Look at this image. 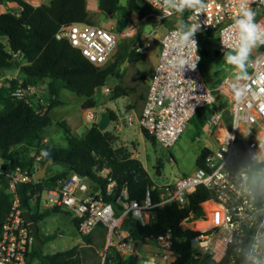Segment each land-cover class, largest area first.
<instances>
[{
	"label": "built area",
	"instance_id": "obj_1",
	"mask_svg": "<svg viewBox=\"0 0 264 264\" xmlns=\"http://www.w3.org/2000/svg\"><path fill=\"white\" fill-rule=\"evenodd\" d=\"M141 1L155 12L152 17L163 34L157 37L156 29L149 37L158 43L159 59L149 78L137 117L139 127L162 148H172L196 112L212 108L219 95L227 110L214 108L206 120L210 128L218 130L217 147L205 156L201 167L172 183L157 187V203L152 201L150 191L146 192L142 202L129 201L126 189L120 192L115 204L105 202L100 191L93 190L94 183L72 173L56 181L51 188L34 194L29 206L39 213L54 209L69 212L72 218L80 221L77 227L80 236L92 235L103 227L107 245L101 264H114L113 260L106 262L108 250L113 252V258L125 260L134 256L140 244L150 243H155L158 250L154 264H171L174 258L170 254L172 240L169 231L145 239L142 244L118 228L127 217L134 218L145 227L154 221V208L176 204L182 209L188 204V196L202 188L210 193L211 198L198 205L201 216L195 217L190 212L180 223L182 229L192 233L189 243L196 252L194 259L206 257L212 264H264V195L257 191V187L264 184V45L252 49L246 81L237 80V72L232 70L220 79L217 87L211 88L200 68L201 35L216 37L215 49L220 54L231 50L237 38L231 25L239 14L240 0H204L206 8L198 14L187 9L183 13L176 12L167 7L164 0ZM246 6L256 13L255 21L264 24V0H247ZM169 19L179 21L181 25L182 22L202 25L195 36L198 47L192 53L199 57L195 71L187 66L183 69L170 66L169 62L180 52L174 46L180 29L161 26L162 21ZM123 35L132 36L128 30ZM117 36L119 34L113 28L107 30L83 24L63 26L54 35L58 41L66 40L81 52L85 60L97 67L112 59L117 48ZM149 38L134 48L140 56L146 54ZM236 86L247 88L239 101L235 98ZM40 89L41 86H18L11 95L34 104L37 113L42 114L49 101L43 96L44 92L41 95ZM18 90L22 92L21 96L14 95ZM98 91L110 96L113 89L102 86ZM224 115L228 119L226 127L221 126ZM84 119L90 123L94 116L87 110ZM127 124L132 126L133 120L128 118ZM39 160L40 157L35 158V161ZM35 174L22 167L8 170L0 160V180L6 181V193L12 197L9 213L0 230V264H40L31 258L36 239L24 222L25 210L21 208L18 196L19 185L38 182L34 180ZM254 175H258L259 180L255 181ZM113 185L109 182L106 186L107 195L112 193ZM155 188L152 187L151 191ZM161 250L169 256L160 254Z\"/></svg>",
	"mask_w": 264,
	"mask_h": 264
},
{
	"label": "trees",
	"instance_id": "obj_2",
	"mask_svg": "<svg viewBox=\"0 0 264 264\" xmlns=\"http://www.w3.org/2000/svg\"><path fill=\"white\" fill-rule=\"evenodd\" d=\"M5 0H0V6ZM98 9L107 17L119 16L120 21L126 15H133L138 20L149 14L145 4L139 0H97ZM13 12H0V71L4 69L19 68L21 76L7 81L0 86V160L4 167L12 170L22 167L31 173H36L46 163L58 165L64 168L61 173L52 177L42 178L35 184H22L18 186V196L21 208L31 213V217L37 224L52 214L62 210H45L41 213L32 212L29 206L31 197L39 191L51 188L56 181L62 180L75 173L81 178L95 184L94 191H100L102 199L108 203L117 202V198L123 189H126L129 201L142 202L147 191L152 195V201L157 203L158 188L154 186L141 162L133 158L132 152L124 145L115 146V137L106 130L101 132L98 123H94L85 133L77 138L65 124L59 123L66 145L58 146L52 139H47L46 132L52 125L50 118L51 110L62 103L59 101L61 90H67L84 99L82 110H88L97 106L95 93L109 83L113 78L120 79L119 67L128 61L129 63L139 57L133 45L129 50L127 44L120 46L121 52L107 67H97L83 58L78 49L72 47L66 40L58 41L54 35L63 26L72 24L89 25V14L86 11V0H48L39 7H35L25 0H11ZM155 24L156 20H155ZM161 26L170 29L181 24L176 20L162 21ZM117 29L122 28L117 25ZM151 43L158 45L154 38H149ZM142 45V41L138 42ZM202 58L201 70L205 67V49L199 48ZM214 58L220 56L214 51ZM25 62L21 65L20 62ZM151 76V74H150ZM149 76V77H150ZM44 86L43 96L49 101L46 110L39 114L36 106L24 99L13 97L11 93L18 87ZM121 95H127V90L116 85L112 91L111 101ZM221 96H217L212 108H205L194 115L201 114L199 125L202 126L212 109H223ZM224 101V100H223ZM225 102V101H224ZM227 106V105H226ZM207 111V115L203 112ZM111 122L117 120V115L111 110H105ZM142 134L148 141L153 139L142 129ZM47 151L48 155H42ZM210 152L202 149L195 159V167L202 166V160ZM40 157L39 161H35ZM113 182V190L110 195L106 194V186ZM6 181L0 180V230L6 220L12 203V197L6 193ZM152 187L156 190L151 191ZM259 195H264V184L257 187ZM211 198L209 192L198 188L196 192L188 196V204L179 209L176 204L164 205L153 209L154 221L143 227L137 220L130 224L128 230L124 229L125 221L120 229H124L129 237L136 243H144L145 239L164 235L167 231L171 234V256L174 258L171 264H192L195 262L196 252L191 248L189 237L192 233L180 227V223L191 212L195 217L201 216L199 204ZM70 216L71 214L67 212ZM131 218V217H130ZM78 219H72V226L77 231ZM105 231L103 227H99ZM88 249L91 248L93 237L80 236ZM55 238L35 236L36 244L31 253V258L40 264H89L90 255L87 248L80 250L78 247L66 249L52 255L42 252L41 246L44 240L51 241ZM97 263L100 259L95 256ZM89 258V260H88ZM110 250L106 262L114 264H140L137 256H129L125 260L113 258ZM115 260V261H114ZM205 264H212L208 258H203ZM225 264V263H221Z\"/></svg>",
	"mask_w": 264,
	"mask_h": 264
},
{
	"label": "rangeland",
	"instance_id": "obj_3",
	"mask_svg": "<svg viewBox=\"0 0 264 264\" xmlns=\"http://www.w3.org/2000/svg\"><path fill=\"white\" fill-rule=\"evenodd\" d=\"M39 1H42L43 3L48 2V0ZM124 2L125 0H121L122 4H124ZM141 4L143 5L144 3ZM13 6L14 5L11 0H5L3 5L0 6V12H13ZM144 6L149 12L148 15L141 20H138L133 15H126V28L118 30L117 25L121 22L119 16L107 17V15L98 12L97 0H86V11L89 14V20L91 22L89 25L104 27L107 30L113 28L114 31L119 34L116 38L117 48L112 56V59H110L106 65L104 64L101 67L105 68L113 63L114 59H116L117 55L121 52V45L127 44L129 46V50L133 45L135 47L140 46L138 42L142 41L143 43L150 37L153 30L155 31L157 29L155 18L152 17L155 12L148 6ZM127 30L130 34H132L131 37H125L123 35L124 31ZM156 32L157 37H160L163 34V31L160 28H158ZM216 41V37H212V35H201L200 45L207 53L204 57L205 66L211 65L212 63L216 64L217 73L213 78L217 80V78L220 79L225 75H229L231 68L233 67L225 63L223 59L224 53L214 58L213 54L214 49L216 48ZM154 46L156 47V45ZM152 53L153 55L155 54L153 49L150 50L148 56L149 58L155 59ZM142 56L144 55H139L138 58L130 63L128 61H124V65L122 64L118 70V73L121 75L120 79L113 78L109 81V83H107V85H105L112 89L118 85L120 88L127 90L128 93H131L132 95H121L111 101L112 94L110 96H105L101 92L97 91L95 93L97 106L88 109L94 116L93 121L90 123H87L84 119L87 110L81 109L84 99L67 90H61L59 98L62 101V104L55 109L53 108L50 113L52 125L47 129L46 137L47 139H52L58 146H65V136L61 127L58 126L59 123L65 124L70 132L79 138L85 133L86 129L91 127L92 124L99 122L101 113H105L106 109L111 110L117 115V120L115 122H111L106 131L112 133L115 137V146L124 145L129 148L133 154L132 157L139 160L146 169V172L148 173L154 186L161 187L162 185L172 183L175 179L188 175L192 170H195V159L202 148V143H196V141L192 140V129H188L185 134L181 135L176 144L169 149H164L155 141H148V139L144 137L142 134V128L139 127L137 123V117L139 116L142 108L144 98L143 92L146 85L142 84V82L143 80L149 78L151 69L145 68L146 64L144 61L146 58L144 59ZM20 63L21 65L25 64L23 61ZM143 70H145L144 74H142ZM203 72H206V67L203 68ZM20 76L21 71L19 68L1 70L0 86L5 85L7 81L17 79ZM204 76H206V74H204ZM44 90V86H41V95ZM220 101L222 105L225 103L223 99ZM128 106H130V109L134 110L133 113L128 110ZM223 109H226V105ZM128 118L133 120L132 126L127 124ZM116 125L119 126L118 129H115ZM63 170L64 168L61 166L49 164L46 168L45 175L46 177H52L53 175L61 173ZM253 178L255 181L259 180L258 175H254ZM40 210L42 211V209ZM35 211L36 209H32L33 213H35ZM72 219L71 215L69 216L65 210H62L61 212L52 214L37 223L41 238L55 236V238L51 241L44 240V243L41 246L42 252L46 253V255H52L73 247H78L80 250L87 248L88 255L91 256L90 260L88 258V263L96 264L97 259L95 256H98L100 259L99 264H101V257L103 256L104 249L107 245L106 232L102 229L94 231L91 235L93 237L91 248L88 249L87 245L83 243L80 235L72 226ZM134 222V218L127 217L125 219L124 229L128 230L130 224H134ZM118 229L120 232L124 231L123 228ZM150 245L154 246L156 244L150 243L149 246L145 245L144 247L140 245L141 251L138 253L137 257L140 264H148L149 261H152L153 258L149 252L155 249L151 248ZM109 251L110 250L107 251V254H109ZM155 252H158V250H155ZM160 254L169 256L165 250H161ZM192 264L205 263L203 258H200L195 260Z\"/></svg>",
	"mask_w": 264,
	"mask_h": 264
},
{
	"label": "clouds",
	"instance_id": "obj_4",
	"mask_svg": "<svg viewBox=\"0 0 264 264\" xmlns=\"http://www.w3.org/2000/svg\"><path fill=\"white\" fill-rule=\"evenodd\" d=\"M164 4L179 13H183L187 9L198 14L206 8L204 0H164ZM246 5L247 0H240L239 14L231 25L236 30L235 45L231 50L224 52L223 56L225 63L236 70L237 80L241 81H246L249 78L247 66L252 49L258 45H264V24L255 21L256 13ZM201 27L200 23L183 24L182 22L181 29L176 34L178 39L174 45L180 49V52L169 62L170 66L179 69L187 66L192 71L196 70L199 57H194L192 53L198 47L195 36ZM185 50H187V55ZM234 92L235 98L239 101L245 96L247 88L236 86ZM14 95L21 96L22 92L18 90ZM42 155L47 156V151H42ZM148 264H154V262L149 261Z\"/></svg>",
	"mask_w": 264,
	"mask_h": 264
},
{
	"label": "crops",
	"instance_id": "obj_5",
	"mask_svg": "<svg viewBox=\"0 0 264 264\" xmlns=\"http://www.w3.org/2000/svg\"><path fill=\"white\" fill-rule=\"evenodd\" d=\"M25 1H27L30 4H35L37 6H40V5L43 4V2L42 1H39V0H25ZM98 12H99V9H98ZM151 49H153L155 51V54L154 55L152 53V55H153V57H155V59L149 58V56H148V53L150 52ZM214 51H216V49H214ZM142 57H144V59L146 58V60L144 61L145 64H146L145 68H147V69L150 68L151 69V73L150 74H152L153 73V70L155 68V65H156V63L158 62V59H159V46L156 45V47H155L154 46V43H151L150 42L149 48L146 49V54H144V56H142ZM123 65H124V63H123ZM205 67H206V72L204 73L203 72V69H202V72H203V75L206 74V76H204V78H205V81H206L207 85L209 87H211V88L217 87V85H218V83H219V81H220L221 78L220 79L217 78V80L213 78V77H215V75L217 73V66H216V64L215 63H212L211 65H207ZM232 70H234V69L231 68V71L230 72H232ZM144 72H145V70H143L142 74H144ZM150 74H149V76H150ZM225 76H227V75H225ZM149 78L143 80V82H142V84H146L145 85L144 92H143L144 93L143 94V97H145V94H146V89H147V85L149 83ZM127 93H128V91H127ZM128 95L131 96L132 94L131 93L130 94L128 93ZM59 101L62 103V101L60 100V98H59ZM143 101H144V98H143ZM142 106H143V103H142ZM129 107L130 106H128V110L133 113L134 110L133 109H130ZM218 108H219V106H218ZM220 109H221V107H220ZM221 110H224V109H221ZM203 113L205 115H207V111H205ZM201 118H202L201 114H198L197 116L193 117L192 120L190 121V123L188 124L185 132L188 129H192L193 130L192 140L196 141V143H199V142L202 143V146H201L202 148L200 149V151L202 149H208V150L211 151V150H213V149H215L217 147L218 130L217 129H214V128H210L206 124V122L202 126H200L199 125V119H201ZM227 120H228L227 119V116L224 115L223 116L222 123H221V126L222 127L228 126ZM118 128H119V126L116 125L115 126V129H118ZM185 132L183 134H185ZM200 151H199V153H200ZM199 153H198V155H199ZM193 171L194 170H192L191 172H193ZM122 233L124 235H127V231H122ZM140 245L138 247H136V251L134 253V256H137L138 257V253L141 251L140 250ZM144 246L145 245H142V247H144ZM150 246H151V248H154L155 250H157L156 249V246H152V245H150ZM155 250H152V251L150 250L151 252H149V253H151V257L153 258V259L151 258L152 259V262L153 261H156L155 255L157 254V252H155Z\"/></svg>",
	"mask_w": 264,
	"mask_h": 264
},
{
	"label": "water",
	"instance_id": "obj_6",
	"mask_svg": "<svg viewBox=\"0 0 264 264\" xmlns=\"http://www.w3.org/2000/svg\"><path fill=\"white\" fill-rule=\"evenodd\" d=\"M127 26V18H123V20L119 23V27L124 29ZM111 121L109 116L106 113H101L100 114V118H99V122H98V127L99 130L101 132L105 131L107 129V127L110 125ZM50 163H46L42 166V168L40 170L37 171V173L34 175V180L39 181L42 178H44L45 174H46V168ZM23 216H24V222L27 224L28 229L31 231V233L33 235H38L39 234V230L37 227V224L34 222V220L31 217L30 212H23ZM249 240V239H248ZM243 261V259H242Z\"/></svg>",
	"mask_w": 264,
	"mask_h": 264
}]
</instances>
